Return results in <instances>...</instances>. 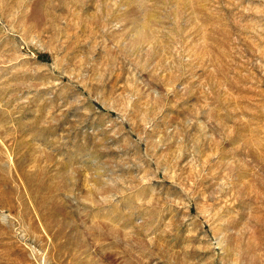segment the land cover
<instances>
[{
	"label": "rangeland",
	"instance_id": "1",
	"mask_svg": "<svg viewBox=\"0 0 264 264\" xmlns=\"http://www.w3.org/2000/svg\"><path fill=\"white\" fill-rule=\"evenodd\" d=\"M0 264H264V0H0Z\"/></svg>",
	"mask_w": 264,
	"mask_h": 264
}]
</instances>
